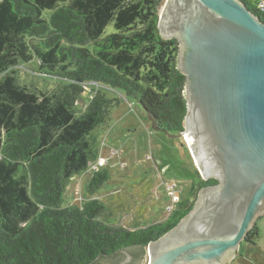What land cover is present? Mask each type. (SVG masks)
<instances>
[{
	"label": "trees",
	"instance_id": "trees-1",
	"mask_svg": "<svg viewBox=\"0 0 264 264\" xmlns=\"http://www.w3.org/2000/svg\"><path fill=\"white\" fill-rule=\"evenodd\" d=\"M243 1L264 21L256 0ZM159 17V0H0V264H119L125 253L140 262L217 184L192 165L188 197L164 222L135 229L103 221L109 209L97 199L63 207L70 181L99 159L98 131L123 101L153 130L184 131L179 44L161 37ZM33 62L61 89L21 85L13 68ZM88 87L93 99L82 97ZM111 180L109 170L95 172L88 197Z\"/></svg>",
	"mask_w": 264,
	"mask_h": 264
},
{
	"label": "water",
	"instance_id": "water-1",
	"mask_svg": "<svg viewBox=\"0 0 264 264\" xmlns=\"http://www.w3.org/2000/svg\"><path fill=\"white\" fill-rule=\"evenodd\" d=\"M162 1L159 33L178 42L186 79L179 136L217 184L137 264H231L264 217V21L241 0Z\"/></svg>",
	"mask_w": 264,
	"mask_h": 264
},
{
	"label": "rangeland",
	"instance_id": "rangeland-1",
	"mask_svg": "<svg viewBox=\"0 0 264 264\" xmlns=\"http://www.w3.org/2000/svg\"><path fill=\"white\" fill-rule=\"evenodd\" d=\"M164 4V1L160 3V10ZM107 30L109 33L114 31L112 26ZM13 71L21 85L41 90H60L62 87L58 79L40 74L39 65L35 62L21 64ZM89 87L84 89L82 97L93 99L97 94L96 87ZM77 105L78 112L82 113L86 105L84 99L81 98ZM138 112L127 101L112 109L107 125L98 131L100 157L90 164L86 172L70 181L63 207L81 206L90 199H97L109 209L103 215V221L135 229L164 222L170 215L168 207H178L176 198L181 202L188 197L191 186L188 178H191L194 162L190 152L188 154L184 148L188 150L186 141L179 135L153 130L147 118ZM110 148L117 150L120 156L104 166L103 160L110 157ZM104 169L111 172L112 180L96 195L88 197V181L95 172ZM170 191H174V196L170 195ZM256 227L260 233L255 245L242 243L231 264H264V217L258 219Z\"/></svg>",
	"mask_w": 264,
	"mask_h": 264
},
{
	"label": "built area",
	"instance_id": "built-area-1",
	"mask_svg": "<svg viewBox=\"0 0 264 264\" xmlns=\"http://www.w3.org/2000/svg\"><path fill=\"white\" fill-rule=\"evenodd\" d=\"M242 2H244L243 0H241ZM252 1V0H251ZM255 9L256 11L263 16L264 18V0H256L255 3ZM111 149V154L110 157H106L103 161V165L104 166H108L110 164L111 159L113 158H119V152L117 150H115L114 148H110ZM174 191H170V195L174 196ZM176 202H179V198H176ZM173 207L169 206L168 207V211L171 213L173 211Z\"/></svg>",
	"mask_w": 264,
	"mask_h": 264
},
{
	"label": "flooded vegetation",
	"instance_id": "flooded-vegetation-1",
	"mask_svg": "<svg viewBox=\"0 0 264 264\" xmlns=\"http://www.w3.org/2000/svg\"><path fill=\"white\" fill-rule=\"evenodd\" d=\"M254 228H255V227H254ZM254 228H253V229H254ZM252 232H253V230L250 232L249 237L251 236ZM249 237L247 238V241H246L245 244H247V245H252L251 243L248 242ZM255 239H256V238H255ZM255 239H254V242H255ZM123 260H124V259H122V261H123ZM137 263H140V262H136V264H137ZM132 264H135V261H133Z\"/></svg>",
	"mask_w": 264,
	"mask_h": 264
},
{
	"label": "crops",
	"instance_id": "crops-1",
	"mask_svg": "<svg viewBox=\"0 0 264 264\" xmlns=\"http://www.w3.org/2000/svg\"><path fill=\"white\" fill-rule=\"evenodd\" d=\"M171 179H172V178H171ZM189 181H191V179H190ZM74 190L76 191V188H75Z\"/></svg>",
	"mask_w": 264,
	"mask_h": 264
}]
</instances>
